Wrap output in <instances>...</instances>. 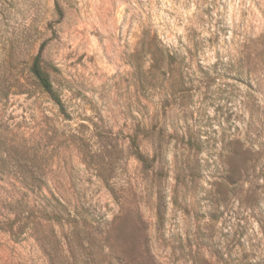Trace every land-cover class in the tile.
<instances>
[{
    "label": "rangeland",
    "instance_id": "374dc122",
    "mask_svg": "<svg viewBox=\"0 0 264 264\" xmlns=\"http://www.w3.org/2000/svg\"><path fill=\"white\" fill-rule=\"evenodd\" d=\"M0 264H264V0H0Z\"/></svg>",
    "mask_w": 264,
    "mask_h": 264
},
{
    "label": "trees",
    "instance_id": "16d2710c",
    "mask_svg": "<svg viewBox=\"0 0 264 264\" xmlns=\"http://www.w3.org/2000/svg\"><path fill=\"white\" fill-rule=\"evenodd\" d=\"M44 65L42 55L39 53L31 64L30 73L38 83L39 87L49 96L54 104L58 106L61 111H64L63 103L55 91L53 83L48 72L45 70Z\"/></svg>",
    "mask_w": 264,
    "mask_h": 264
}]
</instances>
